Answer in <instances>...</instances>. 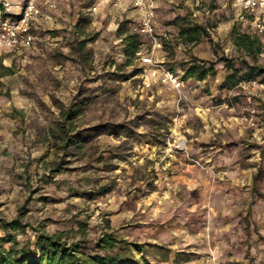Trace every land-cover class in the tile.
Wrapping results in <instances>:
<instances>
[{
  "label": "rangeland",
  "instance_id": "1",
  "mask_svg": "<svg viewBox=\"0 0 264 264\" xmlns=\"http://www.w3.org/2000/svg\"><path fill=\"white\" fill-rule=\"evenodd\" d=\"M60 1L33 26L30 48L0 53V224L23 225H0V236L33 246L82 222L81 251L95 254L108 218L128 240L170 249L153 264H264V75L222 87L233 69L217 59L241 77L264 65V46L246 55L233 26L264 39L231 0H154L164 64L184 79L177 91L142 63L154 49L134 30L137 9ZM131 34L140 45L127 58ZM190 62L214 73L186 75ZM103 184L112 189L97 195Z\"/></svg>",
  "mask_w": 264,
  "mask_h": 264
},
{
  "label": "trees",
  "instance_id": "2",
  "mask_svg": "<svg viewBox=\"0 0 264 264\" xmlns=\"http://www.w3.org/2000/svg\"><path fill=\"white\" fill-rule=\"evenodd\" d=\"M128 36L124 48L127 58L132 54L135 55L140 45L138 34ZM231 37L235 45L253 59L264 46L258 36L249 34L236 25L231 30ZM189 40H196V38L190 36ZM214 54L217 55V52L215 51ZM217 59L224 61L227 69H233V73L225 76L221 83L222 87L236 85L239 78L264 75V65L247 64L245 72L238 77V69L234 68L231 59L224 56H219ZM128 63L130 60L126 62ZM185 72L186 75L191 74L203 79L208 72L213 74L214 68L213 66L205 68L203 65L190 62ZM71 111L66 112L65 121L75 117L74 112ZM111 189V185L103 184L98 186L96 194L103 195ZM0 225L5 233L23 228L18 218L9 221L1 220ZM78 225V230L57 229L52 233L43 231L37 236L33 246L29 242L20 244L14 236L8 234L0 236V264H153L150 257L165 260L169 256L170 249L162 244L137 242L123 237L118 233V228L111 226L108 218H105L104 227L99 235L92 240L98 252L84 254L81 249L89 241L88 235L84 223L78 222ZM6 243H10V246H6Z\"/></svg>",
  "mask_w": 264,
  "mask_h": 264
},
{
  "label": "built area",
  "instance_id": "3",
  "mask_svg": "<svg viewBox=\"0 0 264 264\" xmlns=\"http://www.w3.org/2000/svg\"><path fill=\"white\" fill-rule=\"evenodd\" d=\"M60 0H0V53L15 48H30L35 42L33 26L40 20H50L58 9ZM132 6L140 13V21L134 30L152 36L153 49L163 47L162 38L156 35L159 19L154 0H92L89 9L97 12L102 5ZM237 8V21L247 24L254 33L264 39V0H231ZM153 50V51H154ZM153 51L142 56V63L152 66L159 79L172 90H181L184 79L181 74L162 60Z\"/></svg>",
  "mask_w": 264,
  "mask_h": 264
},
{
  "label": "crops",
  "instance_id": "4",
  "mask_svg": "<svg viewBox=\"0 0 264 264\" xmlns=\"http://www.w3.org/2000/svg\"><path fill=\"white\" fill-rule=\"evenodd\" d=\"M60 3H61V1H60ZM1 17H2V9H1V7H0V19H1ZM157 33H158V36H159L160 38H162V41H163V42H164V39H168L167 34H166L163 30H160V32H157ZM165 45H166V43H165ZM195 49H196V47H195ZM153 54H154L157 58H159L160 60H162L163 63H166L165 61H166L167 49L164 48V45H163V47L160 48V49H155V50L153 51ZM167 55H168V54H167Z\"/></svg>",
  "mask_w": 264,
  "mask_h": 264
}]
</instances>
